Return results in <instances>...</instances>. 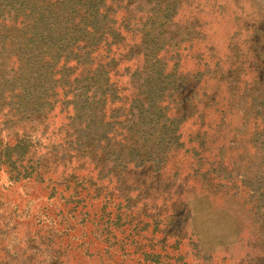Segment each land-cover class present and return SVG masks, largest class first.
<instances>
[{"label": "rangeland", "instance_id": "rangeland-1", "mask_svg": "<svg viewBox=\"0 0 264 264\" xmlns=\"http://www.w3.org/2000/svg\"><path fill=\"white\" fill-rule=\"evenodd\" d=\"M107 1L112 2L111 16L101 25L107 26L115 42L121 35L126 38L119 52L128 51L118 68L138 69L133 86L143 82L155 57L163 58L166 72L176 73L174 80L167 81L164 98L171 100L168 115L178 118L166 122L163 130L177 127L183 147L166 148L164 161L158 162L165 146L158 140L162 128L155 125V118L152 121L156 115L138 110L136 99L126 110L116 144L104 138L100 109L106 104L97 101L100 93L96 100L77 99L79 109L73 119L59 106L49 112L46 105L26 120L1 110L0 148L4 139L19 135L38 145L28 148L33 162L25 168L15 166L26 179L0 172L4 248L0 264L56 261L55 244L45 235L44 221L34 218L35 212L44 217L52 208L36 174L42 171L47 179L62 181L78 164L93 182L120 190V199L145 207L156 222L149 231L157 228L152 235L145 232V237H151L152 243L177 241L188 264H264V202L258 200L264 146L257 133L264 127V0ZM29 2L0 0V80L23 74L25 37L19 31L25 14L18 15L17 10ZM77 9L71 15L76 22L88 16L85 10L90 6L85 3ZM89 42L79 51L80 62L90 50ZM115 78L122 86L126 81L119 74ZM97 80L103 84L104 77ZM26 106L30 110L29 100ZM76 149L81 157L63 156L64 151ZM99 151L101 155H95ZM37 194L42 202L35 200Z\"/></svg>", "mask_w": 264, "mask_h": 264}, {"label": "trees", "instance_id": "trees-1", "mask_svg": "<svg viewBox=\"0 0 264 264\" xmlns=\"http://www.w3.org/2000/svg\"><path fill=\"white\" fill-rule=\"evenodd\" d=\"M85 3L90 6L85 10L88 16L76 22L71 15L77 12L78 5L83 7ZM111 4L107 0H42L41 4L39 0H30L28 6L18 8V15L25 14L19 31L25 37L21 47L23 74L21 78L11 76L0 80V111L3 110L5 115L9 112L15 116L21 115L26 120L33 111L45 109L46 105L50 106L49 112L59 106L61 112H66L68 118L73 119L79 109L77 99L85 96V99L96 100V95L100 93L97 101L106 104L100 109L105 127L104 138L116 144L120 143L118 131L126 119V110H130L133 99H136L138 110L147 116L156 115H151L152 121L155 118V125L162 128L158 140L165 146L158 162H163L166 148L183 147L179 141L180 133L176 134L177 127L171 131L163 130L166 122H174L178 118L168 115L171 100L166 102L164 98L167 81L174 80L176 73L166 72L163 58L155 57L143 82L138 87L133 86L138 69L130 65L118 68L119 60L128 51L125 48L119 52L121 40L126 41V38L121 35L115 42L114 36L108 35L110 30L107 26L101 25L103 19L111 16ZM25 9L28 11L25 12ZM112 16L115 17L116 13ZM124 16L123 13L122 18ZM87 42L90 50L86 51L85 60L80 62L79 51ZM118 74L126 77L123 86L122 81L115 78ZM98 76L104 77L103 84L97 80ZM171 89L174 88H170V92L173 91ZM28 100L30 110L26 106ZM89 111L94 112L92 109ZM161 118L164 119L163 124H159ZM257 133L262 135L261 145L264 146V127ZM3 142L0 148V159L3 160H0V172L26 179L27 175L22 176L15 166L19 164V167L25 168L33 162L28 148L36 149L37 141L19 135ZM102 152L95 155L100 156ZM67 155L81 157L77 149L75 153L64 151L63 156ZM81 167L78 164L69 170L62 181H59V177L47 179L42 171L36 174V180L45 190L44 197L49 201L47 204L52 207L44 217L39 211L34 214L35 219L44 221L45 235L55 244L52 249L57 256L52 264H170L171 261L174 264H188L186 252L180 250L177 241L152 243L151 237H145V232L152 235L157 229L154 227L149 231L151 223L154 225L156 222L148 217L145 207L139 209L127 198L120 199V190L93 182ZM259 181L258 184L262 186L259 187L258 200L264 202V172ZM61 183L63 187L60 188ZM39 196L37 194L35 200L42 202ZM58 202L59 209L56 205ZM262 206L263 203L258 204L259 208ZM262 215L264 217V213ZM123 217L127 219L123 220ZM144 239L150 243L145 244ZM0 253L4 256L2 245ZM132 255L137 256L136 262ZM2 259L6 261V257Z\"/></svg>", "mask_w": 264, "mask_h": 264}]
</instances>
